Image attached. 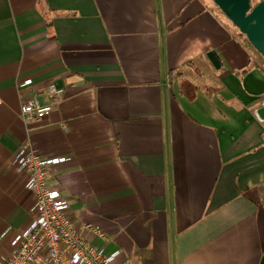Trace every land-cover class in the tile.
I'll return each instance as SVG.
<instances>
[{"label":"crops","instance_id":"crops-1","mask_svg":"<svg viewBox=\"0 0 264 264\" xmlns=\"http://www.w3.org/2000/svg\"><path fill=\"white\" fill-rule=\"evenodd\" d=\"M242 34L211 0H0V254L30 223L29 142L66 157L48 183L105 251L264 264V57ZM52 83L51 114L25 122Z\"/></svg>","mask_w":264,"mask_h":264},{"label":"built area","instance_id":"built-area-1","mask_svg":"<svg viewBox=\"0 0 264 264\" xmlns=\"http://www.w3.org/2000/svg\"><path fill=\"white\" fill-rule=\"evenodd\" d=\"M30 83L27 80L22 86ZM46 92L50 100L34 95L22 104L20 114L25 122L37 123L49 116L64 89L52 83ZM64 160L43 157L29 142L16 152L14 161L28 174L26 187L34 194V204L30 223L0 254V264H136L121 249L107 252L98 246V239L108 240L105 232L93 223H79L61 191L49 185V165Z\"/></svg>","mask_w":264,"mask_h":264},{"label":"water","instance_id":"water-1","mask_svg":"<svg viewBox=\"0 0 264 264\" xmlns=\"http://www.w3.org/2000/svg\"><path fill=\"white\" fill-rule=\"evenodd\" d=\"M229 20L244 33L250 44L264 57V0H213ZM210 61L221 66L217 51L208 52ZM256 116L264 120V101L255 110Z\"/></svg>","mask_w":264,"mask_h":264},{"label":"trees","instance_id":"trees-1","mask_svg":"<svg viewBox=\"0 0 264 264\" xmlns=\"http://www.w3.org/2000/svg\"><path fill=\"white\" fill-rule=\"evenodd\" d=\"M65 13H57V12H54V15H64ZM47 22H48V25L51 26V17H49L47 19Z\"/></svg>","mask_w":264,"mask_h":264},{"label":"rangeland","instance_id":"rangeland-1","mask_svg":"<svg viewBox=\"0 0 264 264\" xmlns=\"http://www.w3.org/2000/svg\"><path fill=\"white\" fill-rule=\"evenodd\" d=\"M257 1H259V0H255L254 2H257ZM211 3H215V2H213V0H211ZM217 7H218V5H217ZM220 9V8H219ZM222 11V10H221ZM234 25V24H233ZM244 37H245V34H242Z\"/></svg>","mask_w":264,"mask_h":264}]
</instances>
